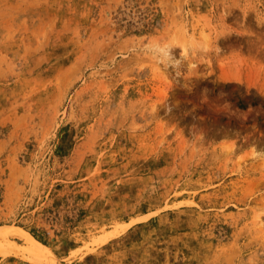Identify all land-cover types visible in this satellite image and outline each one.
I'll list each match as a JSON object with an SVG mask.
<instances>
[{"label":"rangeland","instance_id":"1","mask_svg":"<svg viewBox=\"0 0 264 264\" xmlns=\"http://www.w3.org/2000/svg\"><path fill=\"white\" fill-rule=\"evenodd\" d=\"M259 220L264 0H0V264H264Z\"/></svg>","mask_w":264,"mask_h":264},{"label":"bare ground","instance_id":"2","mask_svg":"<svg viewBox=\"0 0 264 264\" xmlns=\"http://www.w3.org/2000/svg\"><path fill=\"white\" fill-rule=\"evenodd\" d=\"M258 223H259L260 228L264 229L263 220H259ZM8 233H12V232L7 231L6 234H8ZM12 235H16V236H19L20 238H22L25 241V243L28 245V247L31 248V249H37V250L43 249L41 244L36 242L32 238V236L27 234V233H20V232L16 233V232H13Z\"/></svg>","mask_w":264,"mask_h":264}]
</instances>
